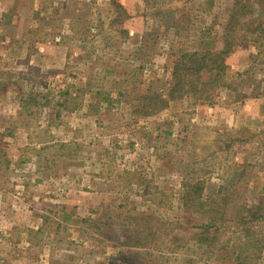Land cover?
Returning <instances> with one entry per match:
<instances>
[{"label":"rangeland","instance_id":"1","mask_svg":"<svg viewBox=\"0 0 264 264\" xmlns=\"http://www.w3.org/2000/svg\"><path fill=\"white\" fill-rule=\"evenodd\" d=\"M260 27L264 0H0V264H264L237 204L264 195ZM226 41L228 87L135 113L180 49ZM202 187L212 245L183 210Z\"/></svg>","mask_w":264,"mask_h":264},{"label":"trees","instance_id":"2","mask_svg":"<svg viewBox=\"0 0 264 264\" xmlns=\"http://www.w3.org/2000/svg\"><path fill=\"white\" fill-rule=\"evenodd\" d=\"M112 5L116 6L117 10L122 12V14L124 11L126 12L125 8L119 2L112 1ZM241 9H246V6L243 5ZM237 16L244 17L245 13L240 14L237 12L231 15L232 20L230 26H232L233 20L237 19ZM230 29L228 30L227 28V34L225 35L227 37L229 35V38L232 34V30ZM259 29L263 30L261 27ZM234 46L233 42L226 41L221 51H188L183 48L180 49L176 53L177 55H175L176 59L173 61L170 80L166 83L167 86H164L161 92L148 91L146 94L140 95V102L135 113L143 118L152 117L167 109L172 102L185 98H193L196 104L210 101L216 91L228 87V65L226 58L232 52ZM202 190L203 187L196 188V197L192 200L189 199L192 192L184 195L183 210L186 211L189 208V204H193L196 211L205 217L206 223L200 226L203 230L200 233L202 235H197L198 237L194 242L197 245H212L217 240L216 234L229 221H226L225 217H223L225 216V212L221 213L218 209L206 207L207 205L201 197ZM220 194L222 193L220 192ZM238 203L240 215L246 214V216L241 217L243 219L241 235L246 237L249 243L251 240L253 241L249 246H255L257 251H261L262 246L260 244L264 241V230L260 231L256 228L258 227L257 224L264 223V195L256 204L249 205L244 200L237 201ZM134 219L148 220L149 216L139 214ZM250 223L255 224L256 227L248 226ZM204 235H207V237L203 238ZM135 245L140 246L141 243L137 241Z\"/></svg>","mask_w":264,"mask_h":264},{"label":"crops","instance_id":"3","mask_svg":"<svg viewBox=\"0 0 264 264\" xmlns=\"http://www.w3.org/2000/svg\"><path fill=\"white\" fill-rule=\"evenodd\" d=\"M231 112H229V114H230ZM235 114V113H234ZM233 117L235 118V116L233 115ZM233 125V124H232Z\"/></svg>","mask_w":264,"mask_h":264}]
</instances>
